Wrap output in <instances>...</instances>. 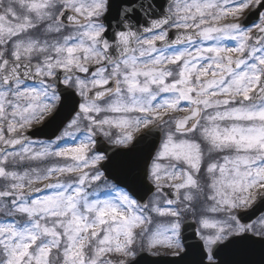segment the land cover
I'll return each instance as SVG.
<instances>
[{"label":"snow or ice","instance_id":"snow-or-ice-1","mask_svg":"<svg viewBox=\"0 0 264 264\" xmlns=\"http://www.w3.org/2000/svg\"><path fill=\"white\" fill-rule=\"evenodd\" d=\"M264 264V0H0V264Z\"/></svg>","mask_w":264,"mask_h":264},{"label":"water","instance_id":"water-1","mask_svg":"<svg viewBox=\"0 0 264 264\" xmlns=\"http://www.w3.org/2000/svg\"><path fill=\"white\" fill-rule=\"evenodd\" d=\"M152 259H154V258H149L148 264H150V262H151Z\"/></svg>","mask_w":264,"mask_h":264}]
</instances>
